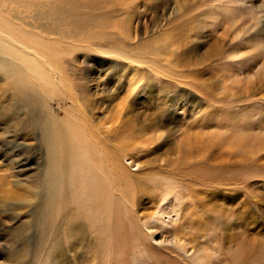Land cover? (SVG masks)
<instances>
[{
  "label": "rangeland",
  "instance_id": "374dc122",
  "mask_svg": "<svg viewBox=\"0 0 264 264\" xmlns=\"http://www.w3.org/2000/svg\"><path fill=\"white\" fill-rule=\"evenodd\" d=\"M144 4L0 0V264H264V0Z\"/></svg>",
  "mask_w": 264,
  "mask_h": 264
},
{
  "label": "bare ground",
  "instance_id": "6f19581e",
  "mask_svg": "<svg viewBox=\"0 0 264 264\" xmlns=\"http://www.w3.org/2000/svg\"><path fill=\"white\" fill-rule=\"evenodd\" d=\"M144 2H145V6H147V2H148V0H144ZM176 31H171V30H169L168 32H164V33H161L160 35H159V37H156L157 39L158 38H161L160 40H163V36H166V37H168L169 35H172V34H174V32H176L174 35H178L180 32H183V31H189L188 29H186V28H177V29H175ZM182 30V31H181ZM6 33H8V35H9V37H11L12 38V40L13 41H16V42H20V40L19 39H17L16 38V29L14 28V26L12 25V24H10L9 22H7V21H4V20H2V19H0V35H5ZM188 34H189V32H187ZM152 40H154V39H152ZM180 47L181 48H183V49H181V51L179 52V56L181 57V63H183V61H185L184 59L187 57V56H190V55H192V54H194V53H196L197 51H198V49H199V47H197V48H195V49H192V50H186V49H184L185 48V45L187 44V40H182L180 43ZM146 45V43L145 44H143L142 45V43H141V47L142 46H145ZM11 47H14V46H10V45H8V44H6V42H5V40H0V49H7V48H11ZM212 47V46H211ZM214 51H216V49L215 48H211V51L210 52H208V55L206 56V57H209V58H211L212 56H213V53H214ZM0 52L1 53H5V52H3L2 50H0ZM138 58H140V55L139 56H137ZM151 81V80H150ZM148 84V83H147ZM5 96L3 95V98H4ZM7 99V98H6ZM0 101L5 105V106H7V104H8V102L7 101H5V99H1L0 98ZM5 101V102H4ZM12 103L13 102H11V105H12ZM14 104V103H13ZM10 105V104H9ZM1 109V108H0ZM2 117V116H1ZM0 117V118H1ZM19 117H18V112H17V110H15V111H13V113H12V115H11V120L12 121H14L15 123H16V126L19 124V119H18ZM65 118H66V120L65 121H63L62 120V122H64V123H67L68 121L69 122H74V121H72V120H69V117L68 116H65ZM74 123H76V124H73L72 123V127H71V131L75 134V136H78V137H80V138H82L84 141H85V138L87 139L88 137L86 136H84L87 132H86V129H87V125H84L85 124V122L84 121H82L81 123H79V122H74ZM87 135V134H86ZM89 136V135H88ZM162 137V135L161 136H158V140L160 139ZM81 139V140H82ZM18 150V149H17ZM88 150H91V149H89L88 148ZM21 151V150H20ZM61 153H65L64 151H60ZM105 159H109L108 158V156L105 158ZM155 163V161H151V163H149L150 165L151 164H154ZM97 165H100V162L98 161L97 162ZM97 168H99V167H97ZM100 170V169H99ZM95 171V170H94ZM100 172V174H99V176L98 175H96L97 173H96V171H95V175H96V177H95V175H93V177H91V181L94 183V184H96L97 186H98V188H99V195H98V197H97V199H98V205L101 207V208H105L106 210H107V203H108V201L106 200V197H105V194L103 193V191L106 189V186L108 187V185H109V182L106 180V181H104L103 179H102V177H101V170L99 171ZM120 176H124L122 173H121V170H120V172L118 173ZM96 179V180H95ZM7 193H9L8 192V190H7ZM74 225H77V226H73V229H71L69 232H68V240L69 241H67V245L70 247V246H76V248L78 247V248H84L85 246H87V241L85 242L84 241V239H86V234H85V232H84V230H83V227H84V223H82V222H79V223H74ZM63 251V250H62ZM63 253V252H62ZM62 256L63 257H59V258H61L60 260H62V263H64L65 261H66V258H65V256H64V254H62Z\"/></svg>",
  "mask_w": 264,
  "mask_h": 264
}]
</instances>
